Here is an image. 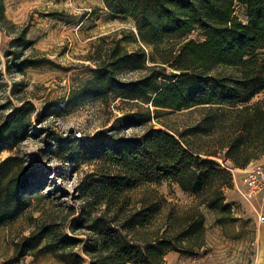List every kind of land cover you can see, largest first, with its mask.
I'll use <instances>...</instances> for the list:
<instances>
[{"label":"trees","instance_id":"16d2710c","mask_svg":"<svg viewBox=\"0 0 264 264\" xmlns=\"http://www.w3.org/2000/svg\"><path fill=\"white\" fill-rule=\"evenodd\" d=\"M102 1L111 13L131 16L139 34L146 32L151 39L182 38L193 29L200 32L199 38H183L175 47L155 46L148 65L144 48L127 49L121 37L112 36L82 86L101 98L112 94L137 105L84 142L93 167L79 178L76 190L86 212L95 211L88 218L91 234L83 250L93 254L90 264H162L168 251L190 252L202 244L201 207L229 209L224 189L232 185L230 168L244 167L264 155V96L247 102L264 89V0ZM234 3L243 5L244 19L233 13ZM0 20L6 21L3 0ZM31 45L23 26L1 46L5 69L21 71L53 63L45 55L24 54L23 48ZM125 66L145 67L147 72L138 79L121 80ZM193 105L206 107L197 121L179 130L148 125L140 133L117 134L162 112ZM33 111V103L24 100L4 116L0 149L22 139ZM46 111L37 113L43 116ZM193 133L211 135L210 145L192 148L186 135ZM82 145L59 144L55 152L59 158L74 160ZM212 155L221 157L223 166ZM15 165L13 157L0 160V224L16 217L29 202L24 195L26 176ZM164 179L191 192L194 203L180 215L169 208L162 230L138 240L129 232L150 223L166 199L149 191L133 200L128 190L140 182ZM44 236L48 232L39 229L24 238L31 245ZM54 243L46 246L65 258Z\"/></svg>","mask_w":264,"mask_h":264},{"label":"rangeland","instance_id":"374dc122","mask_svg":"<svg viewBox=\"0 0 264 264\" xmlns=\"http://www.w3.org/2000/svg\"><path fill=\"white\" fill-rule=\"evenodd\" d=\"M3 3L6 21L0 20V122L13 106L24 100L33 103L34 111L28 116L22 139L13 147L0 149V160L13 157L19 173L26 176L24 195L29 199L16 217L0 224V264H90L93 254L84 251L83 245L91 234L87 222L95 208L86 212L84 200L76 190L79 178L93 167L84 142L92 139L97 130L106 128L116 115L137 105L112 94L101 98L96 92L83 89L90 76L89 68L97 63L112 36L121 37L127 49L138 45L144 48V64L148 65L155 57V46L175 47L183 38H199L200 32L193 29L182 38L151 39L146 32L139 34L131 16L111 13L102 0H3ZM233 13L244 19L243 5L234 3ZM23 26L26 36L32 39V45L23 48V53L45 55L55 64L32 65L21 71L5 69L1 46ZM146 72L145 67L125 66L119 77L133 80ZM262 96L264 89L247 102ZM205 107L193 105L165 111L146 124L126 127L117 134L140 133L148 125L179 130L197 121ZM42 108L47 111L39 116L37 110ZM107 133L114 135L111 131ZM186 139L192 148H206L212 136L193 133L186 135ZM78 143L84 145L74 160L56 155L59 144ZM210 157L223 166L221 157ZM243 171L234 172L235 183L232 181L233 187L226 192L227 198H239L227 202L224 197V202L230 205L228 210L201 207L202 244L190 252L170 250L162 264H252L255 219L263 211L255 218L256 213L247 202L254 201V196L242 194ZM149 191L161 193L166 203L150 223L137 225L129 232L138 240L162 230L169 208L180 215L194 203L191 192L166 179L140 182L128 193L137 200ZM39 229H45L48 236L28 245L24 237ZM47 242H55V251L63 252L65 258L49 249Z\"/></svg>","mask_w":264,"mask_h":264},{"label":"crops","instance_id":"0c3cea01","mask_svg":"<svg viewBox=\"0 0 264 264\" xmlns=\"http://www.w3.org/2000/svg\"><path fill=\"white\" fill-rule=\"evenodd\" d=\"M259 159H264V155H263V157H260V158L254 159V160H259ZM251 161H253V160H251ZM247 166H248V164H246V167L244 166V168L243 167H232L231 168L232 169L231 171H232L233 185L235 183L234 172L237 170H244L245 168H247ZM232 187L226 188L224 190V197H225V200L227 202H230L234 198H239L237 196H234L232 198H227L226 192L228 190H231ZM257 194L258 193L252 195V196H254V199H255L254 201H247L250 203L251 208L256 213L255 218H256L258 212L264 211V193H261L259 196H256ZM252 264H264V220L259 221V220L255 219V251H254V257L252 260Z\"/></svg>","mask_w":264,"mask_h":264},{"label":"built area","instance_id":"2783aa9c","mask_svg":"<svg viewBox=\"0 0 264 264\" xmlns=\"http://www.w3.org/2000/svg\"><path fill=\"white\" fill-rule=\"evenodd\" d=\"M241 182L244 186L242 194L245 197L264 193V159L249 162L243 171ZM258 220H264V211L258 215Z\"/></svg>","mask_w":264,"mask_h":264}]
</instances>
